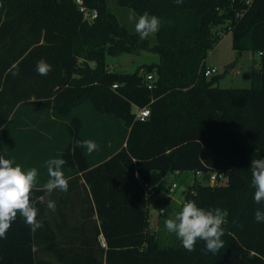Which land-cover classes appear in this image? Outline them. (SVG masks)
Masks as SVG:
<instances>
[{
    "label": "trees",
    "instance_id": "trees-1",
    "mask_svg": "<svg viewBox=\"0 0 264 264\" xmlns=\"http://www.w3.org/2000/svg\"><path fill=\"white\" fill-rule=\"evenodd\" d=\"M117 1L160 19L156 44L121 22L109 0H83L98 11L93 22L77 0H0V155L38 170L31 199L43 222L33 232L18 214L0 238V264H264V223L254 219L264 203L254 201L250 169L264 158V0ZM224 32L237 49L261 53L249 88H223L205 74ZM141 49L159 61L109 68L108 55ZM41 59L52 66L47 75L36 70ZM135 106L150 116L138 118ZM88 139L98 151L77 147ZM50 158L66 161L69 180L54 215V192L43 188ZM154 171L223 173L186 190L187 201L225 214L215 255L203 240L192 252L180 240L162 244L150 215L167 216L173 198L147 193Z\"/></svg>",
    "mask_w": 264,
    "mask_h": 264
},
{
    "label": "clouds",
    "instance_id": "clouds-1",
    "mask_svg": "<svg viewBox=\"0 0 264 264\" xmlns=\"http://www.w3.org/2000/svg\"><path fill=\"white\" fill-rule=\"evenodd\" d=\"M174 2L180 4L183 0H174ZM135 17L133 11L129 19ZM159 27L160 19L147 11L139 15L135 22V32L141 39L154 35ZM36 70L40 75H47L52 71V66L41 59L37 62ZM77 147L86 148L88 154L99 150V146L91 139L77 141ZM65 163L66 161L60 158H50L45 162L49 179L43 188L47 194L50 195L57 189L62 192L68 191L69 180L62 171ZM250 169L252 185L255 189L254 201L257 204L264 203V158L252 159ZM38 175L35 167L24 170L18 163L14 166L12 159L0 155V238H6V233L18 214L24 218L31 231L35 232L43 227V222L37 219L39 210L31 199L33 190L37 186ZM47 208L55 212V201L49 199ZM254 219L258 223H264V211L257 209ZM224 223L225 214L220 208L204 209L197 206L194 201H186L179 213L174 218L166 219L164 225L169 233L175 234L185 250L195 251L197 241L203 240L206 251L215 255L224 247V241L221 239L224 235L222 228Z\"/></svg>",
    "mask_w": 264,
    "mask_h": 264
},
{
    "label": "rangeland",
    "instance_id": "rangeland-1",
    "mask_svg": "<svg viewBox=\"0 0 264 264\" xmlns=\"http://www.w3.org/2000/svg\"><path fill=\"white\" fill-rule=\"evenodd\" d=\"M110 8L114 11L121 22L127 24L132 32H135V22L139 15L134 11L136 17L129 19L132 9L118 4L117 0H109ZM151 45L157 42V32L148 38ZM109 68L112 71L131 72L143 64L156 63L159 61V55L149 49H141L138 53H123L118 55H108ZM207 67H216L217 71L213 75L219 76L218 86L223 88H249L253 85V74L259 70L261 65V53L259 50L247 48L239 50L234 45L233 33H223L221 40L214 48H211L206 59ZM137 107L135 106V112ZM153 172V178L150 184L155 183L161 186V190H168L174 182L177 184L174 191L171 192L172 202L167 216L161 215L159 211L151 212L150 219L153 231H156L163 245H174L179 240L173 233L165 229L164 222L168 218H174L182 209L186 200V190L189 185L200 181L210 183V174H197L194 171H185L181 174L172 172L165 175V181H159L160 176ZM213 184V183H211ZM169 191V190H168Z\"/></svg>",
    "mask_w": 264,
    "mask_h": 264
},
{
    "label": "built area",
    "instance_id": "built-area-1",
    "mask_svg": "<svg viewBox=\"0 0 264 264\" xmlns=\"http://www.w3.org/2000/svg\"><path fill=\"white\" fill-rule=\"evenodd\" d=\"M77 2L79 4H81V10L84 12V15H85V18L87 19H95L97 16H98V11L96 9H93V10H89L86 5L84 4L83 0H77ZM217 69L216 67H207L206 68V71H205V74L207 76H211L212 74H214V72H216ZM153 75L152 74H149L147 76L148 80H152L153 79ZM115 87L117 86L116 84L114 85ZM152 85H150V88H151ZM151 114V109L149 106H144V107H139L138 110H137V117L142 119V120H145L146 118H148ZM197 174H203L202 171H198ZM223 176V173H218V172H214L212 174H210V183H216L218 182L219 178ZM162 179H164V176H162ZM177 186V184L174 182L172 185L169 186L168 190L166 191V193L168 194H171L172 191H174L175 187ZM145 187H146V191L147 193L151 194V193H154L157 188L154 186V185H151L149 182H147L145 184ZM187 200H185L186 202ZM165 209H163V211L160 210V212H164Z\"/></svg>",
    "mask_w": 264,
    "mask_h": 264
},
{
    "label": "crops",
    "instance_id": "crops-1",
    "mask_svg": "<svg viewBox=\"0 0 264 264\" xmlns=\"http://www.w3.org/2000/svg\"><path fill=\"white\" fill-rule=\"evenodd\" d=\"M134 110H135V108H134ZM137 110H138V108H137ZM136 112H137V111H136ZM156 172H157L156 174H157L158 176H160V180H159V181H165V180H166L165 175H164V179H162V176H163V175L161 174V172H159V171H156ZM174 174L177 175V174H179V173L177 172V173H174ZM41 175L44 176L45 173L43 172ZM45 176H46V175H45ZM151 178H153V175H152ZM154 186H155L157 189H159L160 191H162V190H161L162 188H161V186H159L158 183H157V184L155 183ZM166 191H167V190H164V191H162V192L166 193ZM53 192H54V194H52L53 197H52V198L50 197V199L53 200V201H54L55 199H59V196H60V192H61V191L57 189V190H54ZM53 192H52V193H53ZM55 196H56V197H55ZM154 209H155V208L152 209L153 212H154ZM49 212H50L51 215H54V213H55V212H52V211H49Z\"/></svg>",
    "mask_w": 264,
    "mask_h": 264
},
{
    "label": "water",
    "instance_id": "water-1",
    "mask_svg": "<svg viewBox=\"0 0 264 264\" xmlns=\"http://www.w3.org/2000/svg\"><path fill=\"white\" fill-rule=\"evenodd\" d=\"M91 22H93L94 20L93 19H90ZM163 175V173H161ZM154 212H157V209H154ZM153 230V228H152Z\"/></svg>",
    "mask_w": 264,
    "mask_h": 264
}]
</instances>
